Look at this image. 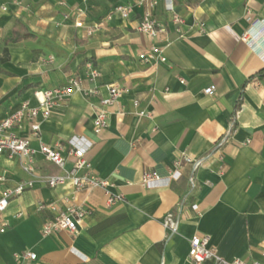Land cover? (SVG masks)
<instances>
[{
    "label": "crops",
    "instance_id": "obj_1",
    "mask_svg": "<svg viewBox=\"0 0 264 264\" xmlns=\"http://www.w3.org/2000/svg\"><path fill=\"white\" fill-rule=\"evenodd\" d=\"M171 1L173 12L167 0L153 7L139 0H0V122L23 102L36 106L35 92L71 77L98 90L91 97L74 92L40 122L37 136L27 121L14 129L31 141L34 171L0 154V196L32 183L0 212V264H193L194 235L208 236L226 261L261 259L264 75L257 74L264 73V0ZM117 5L132 7L128 19L114 12ZM145 13L163 26L155 38L137 30ZM173 14L182 20L179 32ZM17 22L22 38L13 43ZM95 24L100 28L88 36ZM150 51L166 63L140 59ZM87 63L100 74L95 82L86 78ZM110 85L124 91L108 108L107 127L95 133V113ZM210 86L214 93L205 94ZM72 137L91 144L85 158L108 181L106 189L46 185L48 176L71 169ZM41 143L64 146V170L43 159ZM176 169L179 179L165 186L142 184L144 174L166 178ZM68 205L89 213L77 232L43 236V223ZM165 214L178 218L173 236L161 224Z\"/></svg>",
    "mask_w": 264,
    "mask_h": 264
},
{
    "label": "built area",
    "instance_id": "obj_2",
    "mask_svg": "<svg viewBox=\"0 0 264 264\" xmlns=\"http://www.w3.org/2000/svg\"><path fill=\"white\" fill-rule=\"evenodd\" d=\"M140 3L147 2L149 7H153L157 4V0H139ZM169 11L173 12V5L171 0H167ZM80 12V10H79ZM114 12L117 13L122 19H128L132 7L130 5H117L114 7ZM172 22L176 27L175 31H178L179 25L182 23L181 18L173 14ZM78 26V25H77ZM100 28L99 24H95L91 28L86 30L88 36L93 35ZM137 30L146 33L152 38L158 36L163 32V26L149 13H145L137 26ZM250 30L243 36V40H247ZM247 44L249 42L247 41ZM154 51H150L146 54H140V59L145 62H160L166 63L164 56L156 58ZM86 78L89 81L95 82L99 77V72L93 67L91 63L85 65ZM82 80L78 77H71L67 84L52 89L38 91L34 93L37 100L36 106H30L28 102H23L20 108L7 116L0 122V154L6 152L9 157L18 158L22 163V168L25 172H33V155L34 151L31 147V141L28 138L21 137L14 132V129H18L22 124L29 122V128L33 136H37L40 131V122L49 117L53 108L58 107L65 103L76 91L82 93L84 97H91L98 94L96 88L84 89L81 87ZM181 82H183L181 80ZM123 89L118 85L107 86V96L101 99L100 106L96 110L95 118L93 121L94 132L99 133L101 130L107 127L108 108L113 106L118 98L123 93ZM215 91L213 86L204 90L205 94L211 95ZM134 106L137 107L138 102L134 101ZM139 116H144L145 113L138 112ZM226 137L220 140L216 147L219 149ZM247 141L246 143H248ZM91 144L82 138L72 137L67 141V157L72 159V167L70 170H64V166L67 162V157L62 155L64 146L57 144L54 147L41 143L39 145L38 152L43 159L55 165L61 170H64L63 175L48 176L44 181L49 188H55L69 182L72 185L74 191L92 190L95 188L106 189L108 181L98 177L90 164L85 158V153ZM187 162L192 160L185 158ZM177 166V165H176ZM181 173L178 169L170 172L168 177L159 178L155 174H144L142 184L147 188H157L167 185L172 180H178ZM191 187H194L192 179L189 180ZM32 183H20L13 188H6L2 191L0 196V212H5L9 200L15 196H19L26 188L31 187ZM118 196H109L108 203L112 204ZM44 204H39L38 209H44ZM192 210H197V205H191ZM89 213L76 205H68L65 208L59 210L56 216L43 223L41 227V233L43 236H50L57 232H68L75 234L78 226H80L84 218ZM17 216H20L19 214ZM161 224L169 236H173L177 233L178 218L173 214H165L161 220ZM4 231V228H0V233ZM188 256L193 264H206L211 262L212 264H264V248L261 254V259L247 262L241 259H233L226 261L220 258L214 248L210 246L209 237L206 235H194L189 239V251ZM29 260L35 259V254L27 252L24 255Z\"/></svg>",
    "mask_w": 264,
    "mask_h": 264
},
{
    "label": "trees",
    "instance_id": "obj_3",
    "mask_svg": "<svg viewBox=\"0 0 264 264\" xmlns=\"http://www.w3.org/2000/svg\"><path fill=\"white\" fill-rule=\"evenodd\" d=\"M16 26L18 27V26H20V24L17 22L16 25H15V28L13 30L14 35H13V38L11 39V42H13V43H16V42L20 41L21 38H22V35H20V33L17 30ZM263 75H264V73L261 72V73L257 74V77H262ZM240 104H241V98L237 101V104L235 106V112L239 109Z\"/></svg>",
    "mask_w": 264,
    "mask_h": 264
}]
</instances>
